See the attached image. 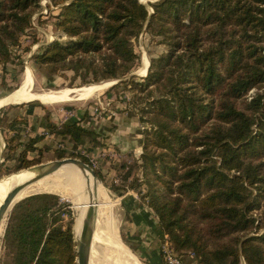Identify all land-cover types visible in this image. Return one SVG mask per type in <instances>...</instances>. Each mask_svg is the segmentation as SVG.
<instances>
[{
    "label": "trees",
    "instance_id": "16d2710c",
    "mask_svg": "<svg viewBox=\"0 0 264 264\" xmlns=\"http://www.w3.org/2000/svg\"><path fill=\"white\" fill-rule=\"evenodd\" d=\"M41 1L0 0L3 91L10 89L14 50L29 35ZM47 1L58 9L53 27L66 40L41 47L34 67L72 71L82 84L120 81L112 88L130 92L149 128L140 178H131L137 165L122 164L124 185L111 190L122 196L139 188L160 237L168 235L195 264H264V0H158L149 5L152 14L139 0ZM143 32L159 38L166 51L150 59L144 78L129 77ZM38 106L29 105L28 117L36 119ZM86 114L59 126L44 116L39 125L73 146L95 147L98 134L84 123ZM38 141L29 140L14 171L37 164L27 154ZM13 142H6L9 154ZM3 241L5 264H77L71 209L52 194L19 201Z\"/></svg>",
    "mask_w": 264,
    "mask_h": 264
},
{
    "label": "rangeland",
    "instance_id": "374dc122",
    "mask_svg": "<svg viewBox=\"0 0 264 264\" xmlns=\"http://www.w3.org/2000/svg\"><path fill=\"white\" fill-rule=\"evenodd\" d=\"M157 1L158 0H139L141 4L147 7L150 14H152L153 11L149 5ZM39 7L40 8L35 11L32 17L29 35L22 37L20 47L14 50V59L9 66L10 71L7 72V85L10 89L6 90L4 88L3 91L1 88L0 94H4V97L0 99H4L21 90L25 72H28L30 85L28 89L32 93L59 92L63 90L75 91L90 87L97 88L90 91L88 90L89 92H82L75 101L71 102L42 104L35 101L18 105H6L0 108V138L4 145L0 151V180L25 171H14L17 165L15 159L25 148L29 140L33 138L39 139L36 144V150L28 152L27 154V159L37 162V164L33 166L59 160L57 159V155L62 152L65 153L66 156L63 159L73 158L80 161L84 160L85 164L95 173H99L102 177L101 180L97 178L99 192L98 216L93 233L89 264H148L140 255L141 248L138 247V240H136L138 239L137 232L130 223L129 215L126 212L127 209L122 205L123 202L121 197L125 195L129 196L128 194H130V196L134 197L136 203H139V205L148 210L150 216L156 222L154 214L147 208L146 201L140 199L138 195L139 188L137 190L127 189L122 196H119V193L111 190L113 184L116 186L124 185L122 180L126 169L121 170L119 168L122 164L127 166L137 165L131 178H140L141 171L140 169L138 170V165H140L139 159L142 150L125 152L122 151L120 147L110 144L120 143L119 141L114 142L110 135H106L110 132L114 133L117 127L112 126L108 132V130H106L107 128L101 127V124L96 128L97 131L91 129L98 134L97 140L99 144L97 146L93 147L88 143L86 144L87 146H73L69 139L50 134L47 130H37L38 133H36L37 127L35 129L34 126L30 124V120L32 121L33 119L32 117H28L27 111L31 103H38L40 105L33 110V112L36 113L34 122L37 125H39V119L44 116H47L52 124L59 126L65 123L71 115H75L74 117H76L87 113L84 123L86 119L88 120V118L91 117L98 118V121H101L100 119L109 115L132 120V123L136 124L139 129L142 128L143 133L146 131L145 129L149 128L140 122L139 114L133 104L130 92L125 90L123 85L112 88L120 81L115 85L112 84L113 81H104L98 84H82L80 79L75 78L72 71L53 72L48 68L37 69L34 67L31 59L34 55L39 53L41 47L49 45L53 41L64 42L66 40L63 34L56 31L53 27L54 15L58 13L57 7L53 6L47 0L41 1ZM146 25L144 29H146ZM33 40H36V42H33ZM26 49H28V51H25ZM134 49L140 57L138 66L133 72L135 73L133 76L137 78H144L146 76L147 68H149L148 65H150V59L157 58L166 51L165 47L160 44L159 38H153L144 32L134 43ZM144 60L147 61L148 67L146 66L143 73H139L143 70ZM129 77L131 76L129 75ZM254 91L256 90L250 91L245 99L249 100ZM88 113H91L92 116H89ZM16 119H19V121L22 120V122H19L16 125V130L12 132L8 129V124ZM103 128H105L104 131L106 133L102 135L103 132L100 129ZM142 137L144 141V134ZM12 138H14V142L11 143V145L15 148V151L9 154L6 150V142ZM91 160L95 163L94 168ZM57 180L58 182L44 179L43 181L37 182L32 187L29 196L30 194L47 193L59 197L62 203L66 204L67 208L71 209L73 216V233L74 237H76L75 230L80 206L73 201L76 195L71 191V185L65 183V178L58 175ZM130 182L131 180L129 179L124 187L128 186ZM141 191L143 192L144 190ZM256 213H258V211ZM67 221L68 219L64 218V223ZM6 225L7 220L5 221V226L2 225L0 230V264H5L7 262L5 257V243L3 241ZM261 232H264V230ZM166 236L168 237V235ZM158 239L159 255L162 261L161 263L164 264L160 248L163 238L157 236V240ZM168 240L171 244L169 237ZM172 248L174 249L173 246ZM174 252L182 264H195L194 259L189 257L187 253L175 249Z\"/></svg>",
    "mask_w": 264,
    "mask_h": 264
},
{
    "label": "crops",
    "instance_id": "0c3cea01",
    "mask_svg": "<svg viewBox=\"0 0 264 264\" xmlns=\"http://www.w3.org/2000/svg\"><path fill=\"white\" fill-rule=\"evenodd\" d=\"M1 97H4V94L3 95L0 94V98ZM6 98L7 97H5L4 99ZM34 101L40 102L37 99H33V100L21 102V103H30ZM21 103L17 102V103L6 104V105H18ZM88 115L92 116L91 113H88ZM100 120L101 121H98V118L91 117V118H88V120L86 119L85 124L87 125L88 128L95 130V131H97L96 128H98V125L101 124V127L107 128L106 130H108V132L110 128H112V126H116L117 128L116 130H114L115 131L114 133L110 132V133H107L106 135H110L114 142L119 141L120 143H110V144L120 147L122 151H125V152H131V151L133 152L137 150L139 151L142 150L143 130L142 128L139 129L136 124H133L132 120L117 118L116 116L113 117L109 115L105 116V118L100 119ZM30 122H31L30 124L34 126L35 129L37 127L36 133H38V131L40 130H44L43 128L39 127V125H37L34 122V119L32 121L30 120ZM105 128L100 129L103 132V133L101 132L102 135L106 133L104 131ZM128 195L129 196L125 195L121 197L122 202H123L122 205L126 207L127 209L126 212L129 215L130 223L132 224L134 229H136L137 236H138V239L136 240H138V247L141 248L140 255L143 257V259L147 261L148 264H162L161 263L162 261L159 255V250H158L159 239L157 240V236L160 237V235L158 233L159 230L157 227V223L154 221V219H152L148 210H146L141 205H139V203H136L134 197L130 196V194Z\"/></svg>",
    "mask_w": 264,
    "mask_h": 264
},
{
    "label": "bare ground",
    "instance_id": "6f19581e",
    "mask_svg": "<svg viewBox=\"0 0 264 264\" xmlns=\"http://www.w3.org/2000/svg\"><path fill=\"white\" fill-rule=\"evenodd\" d=\"M146 62L147 61L144 60L143 70H142V72H139V73H143V71L146 69V66H147ZM28 86H30L29 85V75H28V72H25L23 85L21 87V90L18 92H15L14 94H12L10 96H8L6 99H0V107L4 106L6 104H12V103H17V102L21 103V102H25V101L33 100V99L39 100L42 104H55V103L71 102V101H75L76 98L80 94H82V92L84 93V91H88V90L90 91L92 89L94 90L97 88V87H90V88L75 90V91L63 90V91H59V92L32 93L29 91ZM103 87H105V86H103ZM98 88H100V87H98ZM30 93H32V94H30ZM0 145H1L0 146V151H1L2 147L4 146L2 140H0ZM31 174L32 173L29 170H25L21 173H17L13 176H10V177H7L3 180H0V205H1L2 201L5 199L6 195L12 189H14L17 185H19V183H21L23 180L28 178ZM58 175H61L63 178H65V180L67 181L66 182L64 180L65 183H69L71 185L70 186L71 191L74 193V195H76V197L73 199V201L78 203L80 206V212L78 215V222H77V226H76V230H75V236H76L75 238H77L78 232H79V227H80V222L82 220V217L84 216V213H85L86 208L88 206L90 193L92 192L93 187H94L93 182L91 181V178L88 175H86V174L80 172L79 170H77L76 168H73L70 166L63 167L60 170H58L57 172H55L54 174L47 176L41 180L43 181L44 179H50L51 181L58 182V180H57ZM41 180H39V181H41ZM36 183H34L30 187L26 188L24 191L19 193L18 196L16 197L15 201H19L25 197H28L30 191H32L31 190L32 187ZM96 188H97L96 193H97L98 198H99L98 185ZM1 228H2V226L0 227V230H1Z\"/></svg>",
    "mask_w": 264,
    "mask_h": 264
},
{
    "label": "water",
    "instance_id": "95a60500",
    "mask_svg": "<svg viewBox=\"0 0 264 264\" xmlns=\"http://www.w3.org/2000/svg\"><path fill=\"white\" fill-rule=\"evenodd\" d=\"M149 66V65H148ZM148 71V68H147ZM146 71V73H147ZM135 75V73L130 76ZM119 81H113V85L117 84ZM70 166L76 168L80 172L88 175L93 182V190L89 196L88 206L80 222L79 232L77 238L74 237L75 249H76V263L77 264H89L90 261V251L93 239V233L95 228V223L98 216V195L96 193V187L98 185V180L95 172L84 162L68 158L62 160H54L45 164H39L24 170H29L32 174L23 180L19 185L12 189L2 201L0 205V227L5 226V221L7 220L13 207L21 200L15 201L19 193L24 191L26 188L30 187L39 180L50 176L60 170L63 167ZM23 171V170H21ZM20 172V171H19ZM26 198V197H25ZM24 199V198H23ZM74 230V228H73Z\"/></svg>",
    "mask_w": 264,
    "mask_h": 264
},
{
    "label": "built area",
    "instance_id": "2783aa9c",
    "mask_svg": "<svg viewBox=\"0 0 264 264\" xmlns=\"http://www.w3.org/2000/svg\"><path fill=\"white\" fill-rule=\"evenodd\" d=\"M74 116L75 115H71V117L67 121H69L70 119H74L75 118ZM91 163H93L92 160H91ZM92 165L94 168L95 163H93ZM60 203H62L61 200H60ZM162 238L163 240L161 242L160 248H161V255H162L164 264H182V262L180 261L176 253L174 252V249L172 248L168 240V237L166 235H163Z\"/></svg>",
    "mask_w": 264,
    "mask_h": 264
}]
</instances>
